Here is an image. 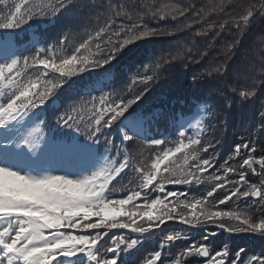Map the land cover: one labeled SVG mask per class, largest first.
<instances>
[{
  "label": "snow or ice",
  "instance_id": "snow-or-ice-1",
  "mask_svg": "<svg viewBox=\"0 0 264 264\" xmlns=\"http://www.w3.org/2000/svg\"><path fill=\"white\" fill-rule=\"evenodd\" d=\"M137 9L135 0H54L47 5L33 4L31 7H28V0H22L15 5V11L0 22V264H137L138 245H141L139 238L113 236L111 246L105 247L108 232L102 233L100 229H130L131 233L143 237L166 221L177 219L189 227L213 225L230 234L259 233L264 240V155L256 159V140L234 144V154L229 156V160L240 156L245 158L236 166H229V160H226L217 170L225 175L212 176L214 183L211 190L194 203L189 201L185 204V208L190 207L187 214L168 207L169 198L179 201L183 196L188 201V196L177 191L164 192L165 184H199L208 169L215 166L219 156V141L214 143L203 137L188 135L183 125L176 123L179 114L193 102L201 103L209 112L213 111L214 105L193 92L190 97L180 100L179 109L175 100L144 108L143 101L150 93V85L157 79L158 72L153 75L137 72L130 82L115 88L124 69L113 61L130 46H135L136 41L173 35L166 27H149L145 16L150 14L158 25L166 18L179 22L191 6L173 8L166 13L151 11L141 14ZM216 10L223 12V4L216 6ZM255 11L256 5L248 6L243 16L245 25L251 23ZM258 11L264 16V0H261ZM65 14L71 17L67 28H84L83 35L87 38L78 46H71V54L59 58L58 63V58L49 53L54 45L68 44L67 33L54 43H46V35L41 40L24 45L18 43L21 33L31 27L33 20L51 21ZM232 19L229 17V20L220 23L219 28L223 30ZM179 30L177 27L176 31ZM93 46L96 51L91 55L95 58L80 55L82 52L89 53ZM161 61L168 62L164 57L155 61L157 70L162 66ZM29 68L38 73L42 68L45 70L43 75H47V70L51 68L60 75L55 77L56 83L47 80L38 85L31 77L25 82ZM101 69L102 74L96 71ZM85 71L96 77L91 83H81V75L77 73ZM247 72V69L235 64L222 65L208 73L220 81L216 92L225 100L223 111L234 107L233 95L241 103H252L264 94V66H261L258 76L253 69V75L241 89L239 77ZM105 79L111 83L105 84ZM197 79L193 76L194 83ZM41 87L43 90H40ZM53 106L56 110L52 120H40L24 136L14 131L16 124L29 113L42 114ZM215 116L220 118L218 114ZM212 119L210 115L208 120ZM114 125H119L118 130L113 128ZM56 126L82 133L92 145L101 146L105 151L103 163L83 176L53 174L58 166L68 165L91 150L89 145L59 137ZM251 126L257 130L255 135L258 139L264 140V102L254 108ZM173 135L176 141L168 139ZM136 140L147 141L157 147L176 142L178 146L174 151L168 149L163 151L162 156L157 155L149 169L144 164H134L133 157L126 151ZM184 149H190L193 154L209 153L211 150V154L208 158L195 156L199 162L195 164L194 171L165 165L170 156ZM162 165H165L163 173ZM126 169L136 174L141 181V190L148 189L150 193L159 186L161 195L152 199L150 204H144L145 208L153 210L162 205L159 214L155 211L123 210L124 205L141 197V191L133 190L126 199H108L111 195V191L107 190L110 180ZM249 172L260 177L258 183L249 182ZM228 174L238 175L239 179L228 180ZM221 192L224 193L223 199L219 198ZM142 198L147 201L149 194ZM229 202L235 205L243 203L245 207L239 211L219 208L220 205L227 207ZM197 205H204L207 210L201 209L197 213ZM253 209L261 214L258 223L254 214H249ZM120 215L127 217L128 221L117 222ZM93 216L99 219L92 222L90 218ZM137 217H147V220L137 223ZM62 229L96 231L94 234H73V231ZM216 235V232L205 231L198 241L180 251L173 264H181L184 257H202L204 264H264V249L258 255L247 257L244 255L245 248L233 250L227 243L216 250L214 241L210 239ZM181 239L179 233L166 237L169 243ZM161 247L166 246L162 244ZM161 257L162 252L155 251L145 264H165ZM183 264H188V261L183 260Z\"/></svg>",
  "mask_w": 264,
  "mask_h": 264
},
{
  "label": "trees",
  "instance_id": "trees-1",
  "mask_svg": "<svg viewBox=\"0 0 264 264\" xmlns=\"http://www.w3.org/2000/svg\"><path fill=\"white\" fill-rule=\"evenodd\" d=\"M51 2H54V0H28V7H31L33 4L47 5ZM135 2L138 5L137 10L140 11L141 14L145 12L150 13L151 11L166 13L173 8L178 7L183 9L189 6H191V10L186 13L185 17H180L179 22L166 18L160 21L159 25L155 20L151 19L150 14L145 16V22L149 27L154 28L163 26L172 32L173 35L145 38L143 41H136L135 46H130V48L122 53L116 61H113V64H116L118 67H123L124 69L121 73V79L115 83V88L119 89L125 82H130L137 72L142 74L147 73L148 75H153L154 72H158L157 79L150 85V93L143 101L144 108L175 100L176 106L179 109L181 107L180 100L190 97L193 92L199 94L208 103L214 105L213 111H208L209 116L211 115L213 118H216L215 114H218L220 117L219 119L224 120L228 125V132L225 135L226 141L222 144V154L218 156L215 166L210 168L204 175L211 173L213 169H221L225 161L229 160V156L234 154L232 149L236 143H243L249 139L256 140V158L264 155V140L258 139L255 135L257 130L251 126L254 108L261 102H264V94L257 97L252 103H241L239 98L233 95L232 98L235 102L234 107L225 112L223 111L225 100L216 92V89L220 86V81L208 75V73L216 67L239 64L242 68L248 70L246 74H241L239 77L242 81L240 86L241 89L244 87V84L250 80L253 75V69H255V75H259L261 66H264V16L258 11L261 0H135ZM18 3H22V0H0V22H4L3 18L10 12L15 11V5ZM141 4L144 5V7H139ZM221 4H223L224 7L223 12L216 10V6ZM252 4L257 6V11H255L251 23L245 25L243 16L246 15L248 6ZM22 10H24L23 4ZM197 13H200V15L198 16ZM229 17H233V19L221 30L219 24L225 20H229ZM38 20L39 19L33 20L31 23H36ZM70 22L71 17L66 14L57 17L50 25L49 30L47 29L42 36V38L45 35L47 36L48 39L46 43H54L62 34L67 33L69 37L68 44L65 46L54 45L52 52L49 53V55H54L58 58L56 60L57 63L59 62V58H64L71 54V46H78L79 42L87 38L83 35L85 32L84 28L69 30L67 25H69ZM117 22L119 23L120 21ZM237 22L239 23V27L237 26ZM177 27L180 28L179 31H176ZM95 51L96 49L93 46L89 53L82 52L80 55H88L89 59H93L95 57H93L91 53ZM173 56H175V59H172ZM161 57H164L168 62L165 63L161 61L162 66L157 70L155 68V61L159 60ZM144 65H148L149 67L145 68ZM107 67L106 65L105 68ZM96 71L102 72L103 69ZM30 73H33L32 79L38 81V84L46 81L43 76L40 77L39 73L32 68H29L27 72V79ZM37 76H39V80H37ZM193 76L198 78L195 83L193 82ZM52 81L57 82L56 80ZM256 82L259 83V80L257 79ZM225 95H227V93H225ZM157 100H159V102ZM191 105L185 107L183 111H188ZM205 131L208 132L207 135L211 133V137L214 138L210 140H222L211 124L206 123ZM157 138L160 137L157 136ZM168 139L170 141H176L177 138L173 135L168 137ZM176 144L177 142L157 147L151 146L150 142L136 140L128 146V152L133 157L132 162L134 164L137 166L144 164L150 169L151 163L154 162L157 155L162 156L163 151L172 148ZM196 154L199 157L205 158V155L201 152H197ZM243 158L244 156H240L236 159L229 160V166L240 164ZM182 160L184 159H181V163L179 164L173 165L169 163L168 166H175L177 168L183 167L186 171H194L195 164L199 162L192 158H188L187 161ZM233 161H237L238 163L233 164ZM164 166L161 168L162 173ZM256 171L259 172L258 167ZM125 175L133 177L136 174L128 170L123 175V179ZM247 175L250 183H258L260 180L259 176H253L251 172L247 173ZM236 177L237 175L230 174L231 180ZM119 182L124 181L118 180L112 182V184H117ZM178 187L182 190L180 193L186 190L185 193H187L188 201H185L184 197L181 196L179 201L171 200L172 203L170 205H176L177 210L175 211L183 213L190 211V207L185 208L186 203L189 201L194 203L195 200L200 199L207 191L211 190L207 176L202 178L199 184L190 186L178 185ZM158 189L159 186H157L156 192ZM133 190L137 191L135 187H132V191ZM153 191L154 190L150 193ZM223 195L224 193L221 192L219 198L223 199ZM109 198L110 200H120L125 199V196L113 197L109 195ZM128 207L129 209L134 208L132 206ZM159 207L160 206H158L157 214H159ZM244 207L245 205L243 203L235 205L232 202H229L227 207L224 205L219 206V208L224 211L233 209L239 211ZM201 209H204V205H197V213H199ZM249 214H254L256 222H259L261 218L259 212L253 209ZM143 220H147V217L141 218L138 221L141 223ZM180 227V225L173 221L162 231L166 233H178L182 232ZM220 230L221 229L214 230L217 235L212 239L216 250H219L223 244L227 243L233 250L239 247L245 248L246 251L244 255L247 257L258 255L261 250L264 249V240L260 238L259 233L230 234L224 230ZM92 233L94 234V232ZM124 233L128 235L127 232ZM73 234L78 233L73 232ZM203 234L204 231L202 230L195 231L194 233L192 232L190 239H186L184 235L182 240L176 241V245L179 248H184L194 241H198ZM133 238L140 239L138 235ZM160 238V232L156 230L150 235L141 237L140 240L141 242L143 241L145 249L143 250L142 246L141 250L143 251L137 253L140 262H142L143 257H145V253H148L153 246V242L158 241ZM195 260L194 262H198L197 257H195ZM170 263L171 260H165V264Z\"/></svg>",
  "mask_w": 264,
  "mask_h": 264
},
{
  "label": "rangeland",
  "instance_id": "rangeland-1",
  "mask_svg": "<svg viewBox=\"0 0 264 264\" xmlns=\"http://www.w3.org/2000/svg\"><path fill=\"white\" fill-rule=\"evenodd\" d=\"M31 37H32V39H34L36 36L31 33ZM76 67H80V65H77ZM67 70L68 69L66 68V71ZM44 71L45 70L41 68L40 71H39V76L40 77L43 76L46 79V81L47 80H51V81L52 80H56L55 77L60 75L59 73L55 72V70H53L51 68H49L47 70V73H48L47 75H43ZM85 72H87V71H85ZM85 72L82 73V74L81 73H77V74L78 75H81L80 76V81L81 82L86 83L88 81V83H89L88 77H85ZM32 74L33 73H30V76H28V77H31L32 78ZM52 83H56V82H53L52 81ZM40 90H43V87H41ZM176 123L177 124H182L183 125V130H185L186 132L188 131L187 133L189 135L194 136V137H197V138L203 137L206 140L214 139V138L211 137V133L207 135L208 132H206L205 131V128H204V125L206 123L211 124L215 128V132L218 134L219 138L222 139V140H218L221 143H219V145L217 147V151H218L219 155L222 154V149H223L222 148V146H223L222 144L224 143V141H226L225 135L228 132V125L226 124V122L224 120L216 119L215 117L211 121H209L208 120V117H207V109L204 108L201 103H199V102L196 103L192 107V109L190 110L189 113H187V114H179V118L176 121ZM26 124H28V123L25 122V120H23V119L20 120L16 124V127H15L14 131H16L19 135L22 136L23 133H24L25 127L27 126ZM67 130L70 131V132H72V133L75 132L74 133V136L71 138V141H73L75 139V137H78V133L75 130L68 129V128H67ZM213 142L215 143L216 141H213ZM185 143H187V141H185ZM84 145H89V144L87 143V144H84ZM89 146L91 148V150H90L89 153H87L84 156L77 157L78 159L82 160L81 164H78V167H72V165H70L69 166V169L67 171H65L64 173L63 172L61 174L55 173V175H63L65 173H67V174H70V175H73V176H83L85 174H88V173L96 170L103 163V160H102V158L99 157V154L97 153L96 149L93 146H91V145H89ZM177 146H178V142H177L176 145H174L170 149H172L174 151L175 150V147H177ZM201 153L203 155H205V158H208V155L211 154V150L209 151V153H203V152H201ZM186 156H187V159L188 158H192L193 160H196L195 159V156H197V154L196 153L193 154L190 151V149H184L181 152H177V153H175V155L170 156L169 157V160L168 161H165V165H168L169 163H172L173 165L179 164V163H181V159H184L182 161H187L185 159ZM244 158H245V156H244ZM236 163H238V162L237 161H233V164H236ZM162 166H164V165H162ZM162 166H161V168H162ZM217 170L218 169H213V171L211 173H209L207 175H203V178H205V176H207V178L209 179L210 187H212L213 186V183H214V181L212 179V176L214 174H218L220 176H224L225 175V173L223 171L217 172ZM227 178H228V180H231L232 179V178H230V174H228V177ZM238 179H239V176L237 175V177L234 178L232 181H235V180H238ZM171 185L173 187L169 191H176L178 185H174V184H171ZM154 193H156V190L153 191V195H154ZM152 199H155V198H153V196H152ZM136 200H138V199L136 198L135 201ZM135 201L133 203H130V204H132V206L135 205ZM150 202H147V201L139 202V204L136 205L134 208L129 209V207H123V210L124 211H138V212L155 211L156 214H157L158 205H157L156 209H154V210L144 207V204L145 203H149L150 204ZM168 207L169 208H175V210H176V205L168 206ZM117 210H119L118 207H117ZM185 214H187V213H185ZM141 218H144V217H137L136 218L137 223H139L138 220L141 219ZM121 221L127 222L128 221V218L123 217V218L119 219L117 222H121ZM172 221L177 222V223H181V222H179L178 219L177 220H172ZM166 222H168V221H166ZM167 226H168V224H165L164 227L161 229V231H159L160 233H162V237H161L160 240H162V241L164 240V242L166 240V237L169 234L163 233L162 230H164ZM180 228H182L183 231L181 233H179V234L180 235H183V236L184 235L187 236L188 233L186 232V230H194L193 227H189V226H185V225H182ZM204 228H202V229H204ZM215 229H216L215 227H211V230H215ZM123 230H125V229L116 228V229H111L110 231H108L105 228H101L100 229V231L102 233L103 232H108V235L105 237V240H107V242L108 241H111V238L113 236H130L131 238H133V234H131V231H128V235H127V234H125L123 232ZM127 230H130V229H127ZM95 231L96 230H86L85 232H95ZM154 232H155V230H153L151 233L144 234V236L150 235V234H152ZM140 239H141V237H140ZM159 244H161V242H159ZM110 246H111V244H110ZM153 246H157V243H154ZM139 249H140L139 252H141V251H143L145 249V247H143V250H141L142 247L139 248ZM151 257H152V254H150V255H146L145 254V257H143L142 262H140L139 260H137V263L138 264H144V261H146L147 259H149ZM158 264H159V262H158Z\"/></svg>",
  "mask_w": 264,
  "mask_h": 264
},
{
  "label": "bare ground",
  "instance_id": "bare-ground-1",
  "mask_svg": "<svg viewBox=\"0 0 264 264\" xmlns=\"http://www.w3.org/2000/svg\"><path fill=\"white\" fill-rule=\"evenodd\" d=\"M82 160L75 158L72 160V162L68 165H62V166H58L57 167V173L61 174L62 172L64 173L65 171H67L69 169V165H72L73 167H78V164H81Z\"/></svg>",
  "mask_w": 264,
  "mask_h": 264
}]
</instances>
